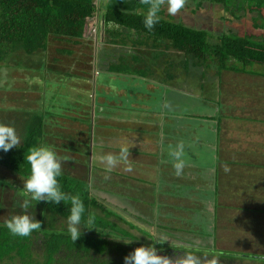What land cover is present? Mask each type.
Masks as SVG:
<instances>
[{
	"label": "crops",
	"instance_id": "crops-1",
	"mask_svg": "<svg viewBox=\"0 0 264 264\" xmlns=\"http://www.w3.org/2000/svg\"><path fill=\"white\" fill-rule=\"evenodd\" d=\"M107 1H97L101 11L89 20L84 39L49 42L44 59L53 86L50 95L41 94L46 95L50 112L40 146H51L64 158L63 176L87 183L91 197L135 220L124 216L127 223L143 231L159 230L160 244L172 248L160 250L162 256L174 260L184 250L207 247L221 255L244 257L218 262L255 264L253 260L264 256V71L253 75L224 70L232 74L226 81H181L173 70L162 79L165 65L214 69L160 50V43L133 31L113 26L106 31ZM229 21L214 18L212 23L219 27ZM189 27L207 29L199 23ZM52 68L62 70L61 74ZM245 76L252 81H240ZM28 95H39L38 88ZM4 106L0 109L6 111ZM178 142L185 146L186 160L180 176L165 151ZM122 150H127V159L107 170L101 157H119ZM138 179L154 180L152 189L159 196L157 223L139 207L133 211L129 202L123 206L122 200L117 201L129 192L133 196L130 190L142 189L131 184Z\"/></svg>",
	"mask_w": 264,
	"mask_h": 264
},
{
	"label": "trees",
	"instance_id": "trees-1",
	"mask_svg": "<svg viewBox=\"0 0 264 264\" xmlns=\"http://www.w3.org/2000/svg\"><path fill=\"white\" fill-rule=\"evenodd\" d=\"M97 1L0 0V70L6 65L5 62L13 64L14 60L10 59L19 53L24 56H45L51 39H84L89 20L101 11ZM192 1L197 9L205 3L221 6L236 20L247 11L256 13L258 17L255 18V28L264 32V0ZM150 3L151 0H108L104 9L106 31L111 26L120 31H133L141 38L160 43V50L179 54L183 59L202 67L213 66L219 71H242L243 69L233 67L234 63H238L244 69L251 65H259L264 69V33L259 37L223 34L217 45H211L207 32L191 29L173 19L172 21L162 10L159 13V23L149 31L145 28L143 19ZM258 21L261 23H257ZM41 119L42 116L36 119L35 129L27 130L18 149L7 153L0 151V168L27 178L28 165L24 161V155L39 143L41 145L44 132ZM59 181L66 194L78 195L84 203L81 237L74 242L65 224L58 225L61 221L66 222L70 201L62 202L61 205L45 203L42 214L49 230H37L29 238L14 239L2 227L3 223H0V264H124L125 256L144 245L131 231L137 229L140 233L145 232L135 226L130 227V223L122 216L107 212L106 205L91 197L88 188H80L81 183L63 175ZM70 184L74 186L71 187ZM90 209L99 210L104 216L101 217ZM112 218L124 223L128 229L110 220ZM112 222L118 229L115 233L112 231ZM155 231L160 234L159 230ZM145 236L152 238L155 247V241H160V237L155 238L152 233L148 232ZM119 239H136L139 243L124 244ZM156 249L160 255V250L164 251L165 246L164 249Z\"/></svg>",
	"mask_w": 264,
	"mask_h": 264
},
{
	"label": "rangeland",
	"instance_id": "rangeland-1",
	"mask_svg": "<svg viewBox=\"0 0 264 264\" xmlns=\"http://www.w3.org/2000/svg\"><path fill=\"white\" fill-rule=\"evenodd\" d=\"M103 1H104L103 3H105V0ZM161 10L164 11L165 14H167L166 5L162 7ZM240 16L241 18L239 20H235L230 15H228L221 6H213L209 3H205L200 9H197L195 3L192 0H187L184 4V7L175 16H169V18L171 17L170 20L173 19L175 22L182 23L184 25L187 24L185 26L188 27L190 25L191 26L195 25L196 23H199L202 26H207L206 32L208 33V42L211 45L218 44L219 37H221L219 36V34L223 32V30H224L223 33L225 34L233 32L234 34L243 37L244 36L259 37L264 33L262 30L255 28V23H256L255 18L258 17V14L247 11L245 13L240 14ZM211 17L213 18L212 21H214V18L217 20H219L220 18L221 19L226 18L230 21L229 23L226 22L225 25H227V27L224 25V23L218 24L219 27L220 25H224V28L220 30L219 27H215L216 25L212 23ZM209 22H211V24H208ZM231 22L232 25L228 26V24H230ZM257 23L260 24L261 22L258 21ZM53 44L54 43H52V45ZM49 54L50 57L51 55H54L52 48L50 49ZM105 54H108V52L106 53L101 52V55L105 56ZM66 55L70 56L68 53ZM10 60H14L13 61L14 63L8 64V62H5L6 65H4L3 63L4 68L2 67V69L0 70V108H3V105H5L4 110H6V111L0 110L1 112L0 123H4V124L11 123L12 126L16 128L17 133H18V129H20L18 135L21 137V145H22V140L26 135V133L28 132L27 130L29 128L30 130L35 129L34 124L39 116L40 117L42 116L41 120L44 123L43 125L44 130H45L46 122H49V120L46 117L47 112H50V110L46 109V102L48 101V99L46 95L43 97L41 94L46 93V91H48L47 93L50 95L51 92L50 90L52 89L53 86L52 83L53 79L52 77L48 76L50 72L46 73L45 65L47 60L44 59V55L42 54H40L39 56L38 55L24 56L19 53L13 55L12 59ZM50 61L51 58L49 59V62ZM55 61L56 60H54V62ZM56 62L58 63L60 61L57 60ZM121 65L125 66L124 62L121 63ZM33 66H36L37 70H35V67ZM176 66L177 65L174 64L165 65L163 71H160V78L162 79L166 78L164 76L165 74L167 75V77H169L168 73H171L170 71L173 70L178 74L177 76H179V79L181 81H190V79L191 81H226L227 75H232V74H226V72L219 71L217 68L213 66H209L210 68L214 69V71H210V72L207 69L202 70L194 66L193 67L188 66V63L187 64L182 63L178 66V68ZM186 66L188 67L187 69ZM233 67L236 69L237 68L243 69L242 70L243 72L254 73L253 75L262 74L264 70L263 67L259 65L247 66L244 69L243 66H241L240 64L234 63ZM52 70L55 71L58 75L61 74L62 72V70L55 68H52ZM202 71H204V73H202ZM170 76H172V74ZM67 78L68 77H65L63 78V80H66ZM240 81H252V80H250L248 76H245ZM47 85L50 88L46 89ZM35 87L38 88L39 95L29 98L28 92H31ZM36 92L37 91H34L32 93L37 94ZM55 98L59 110L60 109L59 106H61V100L59 99L60 98L59 95L56 96ZM38 146H40V143ZM18 148H14V149H18ZM136 172L140 174V172L142 171L137 169ZM24 180H25L24 178L18 177L17 175H13L9 173L7 170L0 168V223L4 224V221L8 219L11 215L21 214L22 210L20 208V204L24 199H29L27 194L21 191L23 188ZM75 182L81 183L80 188L82 187L85 189L88 188L87 183L85 182L82 181L81 182L75 181ZM131 182H132L131 184L134 185L133 187H135L136 189L139 187H141L142 189L130 190L133 193V196H130V192H129L128 196L126 195L125 197L121 196V198L123 199H117V201L122 200L123 206H129L128 204L129 202L131 204L130 210L133 211L137 210V207H139L140 208L139 211H141L146 217H148L149 220L151 219L150 220L151 222L157 223L159 219L157 218V214H156L157 208L155 204L159 202V196L157 192L154 191L155 189H152L153 187L155 188V183H153L154 180L153 182H148L138 179V180H132ZM108 183L109 184L115 183V180L111 182L108 181ZM74 184L73 185L70 184L69 186L72 185L71 187H73ZM76 186L79 187L78 184H76ZM145 186L146 187L149 186L150 188L147 189L148 187L145 188ZM103 190L109 191V188L104 187ZM116 193L119 194L121 192H119V190L116 189ZM98 201L102 203V199H98ZM105 205L108 209L107 212L112 213L118 217L122 216V218H125L124 216L126 215L124 213H117L116 211H114L115 208L109 207L110 205L108 202L107 203L105 202ZM44 210H45L44 202H38L36 205L35 202H33L32 207L29 209V214H31L30 212H33L35 218L37 219L38 217V220L41 221L42 231L49 230V228L47 227L45 216H43L42 214ZM90 210L93 211L94 209H90ZM94 211H96V214H98L99 216L101 217L104 216L99 210H94ZM127 218L129 219V221L135 222V220L133 221L130 217ZM110 220L115 221L118 225L122 226V228L128 229V227L124 223H121L120 221L113 218ZM61 223H64L65 227L67 228L66 222L61 221L58 225H61ZM114 225H115L114 222H112V226H111L113 228L112 231L115 233L116 230L118 229H116ZM129 225L130 227L138 226L136 224L134 225L129 224ZM144 226L147 228L149 224L144 222ZM144 232L145 233H140L137 229L131 231L132 235L136 236L137 239L140 242H142L144 244L143 246L145 247L153 245L152 240H150V238L145 236L146 233L149 232L154 234L155 238L160 237V234L157 233L155 230L153 231L152 229H148L147 231L145 230ZM138 240L133 241L132 244L134 243L138 244L139 243ZM156 247L158 248V250L164 249V246L160 243H156ZM165 247L167 249L172 250V248L169 246H165ZM204 248L206 249L196 250L197 252H193L190 250H184V252H186L187 254L198 256L200 259V264H207V262H212L213 264L216 262L217 264L219 258H221V260H223V258H227V260L234 259L233 261H236L239 258L241 259L244 258L243 254L241 253L228 254L225 256V255H221L219 251L213 250L212 252H210L209 249H207V247ZM183 256L184 255H182L179 259H181ZM172 259L176 260L175 258ZM250 261H252V259ZM253 261H255V264H264V256L263 255L259 256L257 257L256 260ZM233 264H252V263L247 261V262H239V263L236 262Z\"/></svg>",
	"mask_w": 264,
	"mask_h": 264
},
{
	"label": "clouds",
	"instance_id": "clouds-1",
	"mask_svg": "<svg viewBox=\"0 0 264 264\" xmlns=\"http://www.w3.org/2000/svg\"><path fill=\"white\" fill-rule=\"evenodd\" d=\"M184 4L185 0H151L150 7L144 14L143 23L145 28L151 31L159 23V13L165 5L167 14L175 16L184 7ZM20 145L21 138L16 128L10 124L0 123V151L7 153ZM165 151L169 157L168 162L172 164L175 174L177 176L182 175L186 167L184 144L182 142L175 145L169 144ZM63 159L58 156L51 146L43 145L31 148L26 156L24 155V161L28 165V174L23 181L21 191L26 193L29 199H24L20 204L21 214L11 215L2 225L12 238H29L34 232L42 229L41 221L37 220L35 215L29 214L33 202H35V205L38 202L61 205L65 201H70L71 204L66 218L67 231L74 242L81 237V219L85 206L78 195L69 196L62 190L59 178L62 176ZM126 159L127 150H122L119 157L111 154L101 157L102 162L109 171L121 160ZM119 240L123 241L124 244L133 242V240ZM155 242L161 243L160 241ZM179 261L180 264H200L198 256L187 253ZM124 264H173V262L167 257L158 255L156 247L150 245L138 247L125 256Z\"/></svg>",
	"mask_w": 264,
	"mask_h": 264
},
{
	"label": "flooded vegetation",
	"instance_id": "flooded-vegetation-1",
	"mask_svg": "<svg viewBox=\"0 0 264 264\" xmlns=\"http://www.w3.org/2000/svg\"><path fill=\"white\" fill-rule=\"evenodd\" d=\"M166 16H169L168 14H166ZM171 260V259H170ZM173 262V264H180V261L179 259H176V260H171ZM203 263H206V262H203ZM207 264H213L212 262H207ZM216 264V262L214 263ZM217 264H228V263H225L224 261L222 262H217Z\"/></svg>",
	"mask_w": 264,
	"mask_h": 264
}]
</instances>
